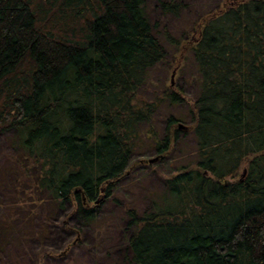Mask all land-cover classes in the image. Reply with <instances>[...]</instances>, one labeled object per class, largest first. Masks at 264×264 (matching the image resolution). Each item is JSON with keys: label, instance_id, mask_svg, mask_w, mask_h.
I'll return each mask as SVG.
<instances>
[{"label": "trees", "instance_id": "1", "mask_svg": "<svg viewBox=\"0 0 264 264\" xmlns=\"http://www.w3.org/2000/svg\"><path fill=\"white\" fill-rule=\"evenodd\" d=\"M149 3L0 0V250L21 237L27 264H56L116 222L122 238L93 264H264V0L195 20L181 66L191 100L185 85L155 87L182 38ZM144 149L180 165L140 209L117 190Z\"/></svg>", "mask_w": 264, "mask_h": 264}, {"label": "rangeland", "instance_id": "2", "mask_svg": "<svg viewBox=\"0 0 264 264\" xmlns=\"http://www.w3.org/2000/svg\"><path fill=\"white\" fill-rule=\"evenodd\" d=\"M158 1L159 0H150V3L147 4L146 10L150 18L152 21H157L160 19V29L167 27L173 36L176 38H182V41L179 47L167 45L170 51V56L156 74L155 87L160 90V86L164 84L173 91L180 92L181 86L185 85L187 94L186 100L194 99L196 90L194 87L189 85L186 86L184 83L181 66L183 65L184 54L186 51L185 47L188 45L187 42L193 41L198 36V29H196V25L194 24L195 20L203 13L210 14L217 11L224 4L237 3L243 0H184L187 2V9H184L179 16L168 15L165 18H160L159 13L154 7ZM160 35L164 41L163 34ZM179 125H183L184 128L189 127L186 122H180ZM3 147L5 148H3V154H0V162H9L6 161L8 148L5 144H3ZM141 152L142 153H140L139 156H137L133 161V165L129 171V174L122 179L120 188L117 190V195L122 200L127 202L129 207L134 205L139 206L140 209H144L150 202L149 199H151L150 197L153 194L151 191L156 190L162 185V178L172 174H177L179 168L177 166L176 168L170 167L178 164L176 160H173V162L167 161L166 164H162V160L155 164L150 163V160H157L158 158V155H155L152 149L150 151L144 149ZM149 163L153 164L152 168H149ZM178 165H180V162ZM242 170L243 168L241 169L240 173ZM0 191L1 193L4 192V188L1 186ZM3 211L4 209L0 208V216L2 215ZM121 211L122 209L120 208L111 207L107 209L106 216L112 217L115 216V212L119 213ZM36 223L37 224H33V228L35 225L38 226L40 224L39 216L36 218ZM109 225V231L105 233L106 237H101L100 244H97L96 247L93 245L91 248H88L87 246L77 247L71 256L66 257L62 261L56 262V264H93L95 260L94 255L97 253L104 254V252H106L105 250H111V248L116 246L122 238V234H119V232L121 231L120 229L122 228L123 223L115 222ZM62 234V232H58L55 229L49 240L50 243L56 246L62 237H64V234ZM11 241V243H8L3 249L0 250V264H27V260L30 259V254L33 250L32 241L30 243L22 242L21 237H17V239ZM93 242L94 241L91 239L89 242H87V244H92ZM48 247L52 246H46V248ZM117 255L118 254L116 253L106 255L107 261L104 263L113 264L112 261L118 258Z\"/></svg>", "mask_w": 264, "mask_h": 264}, {"label": "water", "instance_id": "3", "mask_svg": "<svg viewBox=\"0 0 264 264\" xmlns=\"http://www.w3.org/2000/svg\"><path fill=\"white\" fill-rule=\"evenodd\" d=\"M174 75V74H173ZM172 79H173V76H172ZM173 82V81H172ZM180 128H184V126L183 125H180ZM155 159H152V160H150V162H153Z\"/></svg>", "mask_w": 264, "mask_h": 264}]
</instances>
